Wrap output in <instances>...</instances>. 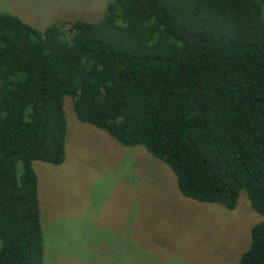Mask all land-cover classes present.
<instances>
[{
    "label": "trees",
    "instance_id": "obj_1",
    "mask_svg": "<svg viewBox=\"0 0 264 264\" xmlns=\"http://www.w3.org/2000/svg\"><path fill=\"white\" fill-rule=\"evenodd\" d=\"M264 0H110L43 30L0 10V264H43L33 162L76 118L165 164L180 193L264 217ZM238 264H264V220Z\"/></svg>",
    "mask_w": 264,
    "mask_h": 264
},
{
    "label": "rangeland",
    "instance_id": "obj_2",
    "mask_svg": "<svg viewBox=\"0 0 264 264\" xmlns=\"http://www.w3.org/2000/svg\"><path fill=\"white\" fill-rule=\"evenodd\" d=\"M110 0H0L33 27L98 21ZM264 14V7H263ZM65 157L33 162L43 264H238L264 220L246 193L230 210L180 193L176 178L142 146L126 147L79 121L66 102Z\"/></svg>",
    "mask_w": 264,
    "mask_h": 264
}]
</instances>
